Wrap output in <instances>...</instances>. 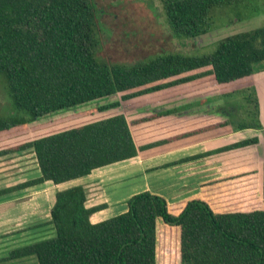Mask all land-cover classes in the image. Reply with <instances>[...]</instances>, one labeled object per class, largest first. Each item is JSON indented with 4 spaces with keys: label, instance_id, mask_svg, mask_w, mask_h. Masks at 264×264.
I'll return each instance as SVG.
<instances>
[{
    "label": "trees",
    "instance_id": "trees-1",
    "mask_svg": "<svg viewBox=\"0 0 264 264\" xmlns=\"http://www.w3.org/2000/svg\"><path fill=\"white\" fill-rule=\"evenodd\" d=\"M158 1L169 34L176 39L264 13V0ZM96 11L93 0H0V85L7 101L0 108V140L25 132L28 122L52 111L119 91L127 98L208 73L223 99L214 109L226 115L216 125L262 128L252 74L264 61V23L224 35L209 51L162 49L120 62L98 54ZM256 140L249 136L213 151ZM25 148L33 152L39 174L0 187V194L44 180L58 183L82 176L137 150L122 112L2 147L0 155ZM250 188L244 181L217 195L232 200ZM246 193L253 197L252 191ZM85 199L80 183L56 189L49 208L53 234L12 247L3 258L33 254L37 264H264V160L259 206L250 199L241 209L215 210L206 199L189 197L172 211L161 194L144 189L127 197L123 211L92 222L89 214L105 202L87 206Z\"/></svg>",
    "mask_w": 264,
    "mask_h": 264
},
{
    "label": "crops",
    "instance_id": "crops-1",
    "mask_svg": "<svg viewBox=\"0 0 264 264\" xmlns=\"http://www.w3.org/2000/svg\"><path fill=\"white\" fill-rule=\"evenodd\" d=\"M199 77L127 97L129 100L161 98L133 106L128 113L117 111L122 112L128 122L136 154L69 180L58 183L44 180L0 194V264H37L33 254L14 258L3 256L12 247L52 235L49 208L54 191L76 183L85 188V205L105 202L104 207L89 214L92 222L123 211L127 197L144 189L161 194L172 211H177L189 197L206 199L215 210L241 209L249 205L250 199L253 205L259 206L264 160L263 151L259 152L264 139L263 120L259 114L263 129L232 130L227 124L216 125L224 118L218 119L216 111L212 113L209 108L202 109L201 96L205 93L170 88ZM133 101L138 103V100ZM254 135L257 140L253 143L213 151L218 146ZM35 165L31 175L0 181V187L37 176L36 161ZM110 166L111 170L101 171ZM244 181L250 182L252 188L237 193L240 194L237 200L217 195L218 190ZM247 191H252V198L249 193L242 194ZM41 220L50 225V233L37 237Z\"/></svg>",
    "mask_w": 264,
    "mask_h": 264
},
{
    "label": "rangeland",
    "instance_id": "rangeland-1",
    "mask_svg": "<svg viewBox=\"0 0 264 264\" xmlns=\"http://www.w3.org/2000/svg\"><path fill=\"white\" fill-rule=\"evenodd\" d=\"M93 2L97 8L96 20L100 27L101 47L98 54L110 61L131 62L162 49L183 53L209 51L213 48V43L224 35L246 30L264 23V13H262L249 18L234 20L191 38L176 39L169 34L158 0H93ZM252 84L258 102V118L260 114L261 120L264 123V61H262L261 65H256V70L252 75ZM170 88L198 90L195 91L196 94L205 93L206 95L201 96L203 98V102L201 103L202 109L209 108L212 113L215 112L214 106L217 103L223 102V99L218 95V89L215 85L213 75L209 73L190 82L181 83L176 87ZM123 93L124 91H119L107 97L85 102L72 108L43 114L35 120L28 122V129L25 132L0 140V148L18 144L35 136L76 125L117 111H126L128 113L129 109L133 108V106L161 99L136 97L135 99L129 100L130 98L121 97ZM206 97L210 99L205 101ZM133 100H138V103H134L135 101ZM109 101L118 102L101 111L83 112L85 109L96 104ZM130 102L132 103L130 104ZM6 103L7 101L0 85L1 110H3L4 104ZM127 104L129 105L126 106ZM2 105L3 107H1ZM70 114L74 115L60 122L48 123L40 127L36 126L39 123L47 122L53 118ZM216 114L218 119L226 117V115L218 113L217 111ZM227 125L230 126V124ZM261 145L259 146V152L262 150V157H264V139ZM3 156L0 157V181L16 180L31 175L35 171V159L30 148L8 152ZM105 169L111 170V166L102 168L101 171ZM101 183L104 184V182ZM42 220L40 223V234H35L37 237H42L50 233L48 230L50 225H46L45 221Z\"/></svg>",
    "mask_w": 264,
    "mask_h": 264
}]
</instances>
